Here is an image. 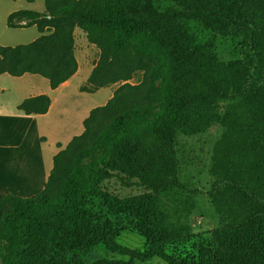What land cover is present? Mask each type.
Instances as JSON below:
<instances>
[{"label": "trees", "instance_id": "obj_1", "mask_svg": "<svg viewBox=\"0 0 264 264\" xmlns=\"http://www.w3.org/2000/svg\"><path fill=\"white\" fill-rule=\"evenodd\" d=\"M43 2L42 13L7 17L9 29L34 27L39 36L0 45V75L39 76L56 90L78 71V28L99 50L80 92L119 87L54 156L43 190L0 198V264H84L63 254L99 245L126 260L93 264H190L166 251L192 238L172 218L185 205L182 197L196 194L181 177L176 137L205 134L214 124L222 133L209 167L218 218L212 241L228 264H264V0ZM218 40L230 42L231 60H217ZM50 104L40 95L18 110L41 116ZM113 180L152 193L155 231L134 201L109 191ZM109 215L129 219L145 248L119 245Z\"/></svg>", "mask_w": 264, "mask_h": 264}, {"label": "rangeland", "instance_id": "obj_2", "mask_svg": "<svg viewBox=\"0 0 264 264\" xmlns=\"http://www.w3.org/2000/svg\"><path fill=\"white\" fill-rule=\"evenodd\" d=\"M28 10L38 13L44 12L43 0H36L33 4H28L25 0H0V45L15 47L18 45L29 44L38 38L39 34L36 28L27 29H9L6 25L7 17L17 11ZM216 57L218 61L227 62L233 58L232 46L230 42L218 40L216 42L215 49ZM141 74L134 77L130 84H136L141 78ZM15 81V80H11ZM84 72L80 73L75 79L72 80L69 89L63 90L60 93L69 98V106H67V112L71 115V123H73L71 137H76L81 134L75 128L78 127L79 120L85 118V114L98 107L104 106L108 100L112 97L114 91L119 85H114L108 88H103L95 92L93 95H80L78 88L81 85H86L84 82ZM23 84L24 92L26 90L27 80L21 82ZM32 83L38 87H44L45 91L49 92L47 80L35 76ZM56 97L60 99L57 94ZM74 108H79L75 111ZM75 127V128H74ZM80 127V126H79ZM45 134L44 130L42 129ZM222 128L218 124L212 125L205 134L196 137H184L177 136V151L180 166L181 177L186 181L188 187L195 191L196 194L190 195L188 198L182 197L185 202L184 206L176 208L173 211L172 221L176 224H186L189 229L192 238L176 242L174 245L166 246L168 254L173 255L178 260L187 261L190 264H228L227 261L220 254L212 241V232L218 226V218L215 215L208 192L212 183V178L209 175V167L211 163L212 150L220 138ZM48 141L45 144L44 140L38 139L36 143L32 142L31 138L23 139L24 146L22 151V160H27L28 154L26 153L25 146H31V144H37L36 148H33V154L41 156L44 150L54 149L52 143L51 133H48ZM61 141L63 140L60 138ZM41 142L43 145H41ZM38 144H40L38 150ZM45 144V145H44ZM42 150V152H41ZM45 152V153H47ZM34 155V156H35ZM33 156V157H34ZM40 186V185H39ZM109 191L118 196L121 199L134 201L141 210L145 213L148 219V225L152 231L157 228L156 215L152 202V193L144 191L138 186L125 187L117 180H113L108 184ZM39 191H37L38 193ZM34 193V194H37ZM22 194L23 199H28L27 193ZM103 215V211L99 213ZM109 220L115 231L116 242L126 248H130L135 251H142L145 248V241L132 229L130 220L125 216H110ZM67 260L73 258H79L84 264H93L99 260H126L123 257L117 256L108 252L103 246L99 245L88 251H74L71 253L63 254ZM135 264H165L164 262L154 259L147 263H135Z\"/></svg>", "mask_w": 264, "mask_h": 264}, {"label": "crops", "instance_id": "obj_3", "mask_svg": "<svg viewBox=\"0 0 264 264\" xmlns=\"http://www.w3.org/2000/svg\"><path fill=\"white\" fill-rule=\"evenodd\" d=\"M74 56L78 64L77 73L56 90H51L48 84L46 88L49 92L45 91V86L42 88L32 83L35 78L33 75L26 74L19 78L6 74L0 75V198L6 195L22 197L20 194L22 192L27 193L26 195L31 198L36 195L34 193L43 190L53 167L54 156L64 150L74 138L69 136L73 128L71 115L67 112L69 98L60 92L69 89L72 80L81 72H84L86 83L99 58V50L88 43L86 35L78 28L74 30ZM23 80H27L25 92L21 83ZM83 86L84 84L78 88L80 95L87 94L80 92ZM57 94L60 97L59 100L56 97ZM40 95L48 96L51 101L45 115L25 116L18 110V106L24 100ZM74 110L78 111L79 108H74ZM88 115L87 111L85 118L79 120L78 127H74L76 131L81 129ZM42 129L45 134L41 131ZM80 131L82 134L83 128L76 133ZM48 133L53 135L51 136L52 142H50L54 146L53 151L44 150L41 156L39 153L35 155L32 151L37 144H31L30 147L25 146L28 154L27 160H22L23 139L31 138L34 143L41 139L47 144L48 137H50ZM60 138L63 140L61 141ZM38 145L39 150L40 144ZM41 145H43L42 142Z\"/></svg>", "mask_w": 264, "mask_h": 264}]
</instances>
